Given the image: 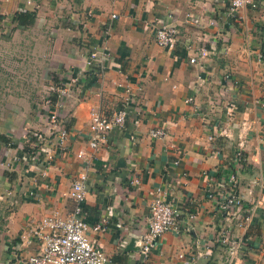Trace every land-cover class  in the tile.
<instances>
[{"label":"crops","instance_id":"0c3cea01","mask_svg":"<svg viewBox=\"0 0 264 264\" xmlns=\"http://www.w3.org/2000/svg\"><path fill=\"white\" fill-rule=\"evenodd\" d=\"M252 1L232 18L229 0H0V264L39 253L31 229L46 216H70L68 193L83 173L87 235L109 264H225L221 226L244 243L233 264H264V0ZM25 12H36L35 24L16 25ZM161 24L178 28L172 50L155 43ZM202 49L207 57L190 64ZM94 50L108 57L88 68ZM72 75L80 84L65 101L63 150L43 97ZM122 108L125 128L91 149L90 112ZM157 128L164 138H150ZM41 131L52 144L22 156ZM159 189L181 213L180 232L159 238L146 261L140 236ZM225 194L242 207L219 211ZM97 224L105 230L93 231Z\"/></svg>","mask_w":264,"mask_h":264},{"label":"built area","instance_id":"2783aa9c","mask_svg":"<svg viewBox=\"0 0 264 264\" xmlns=\"http://www.w3.org/2000/svg\"><path fill=\"white\" fill-rule=\"evenodd\" d=\"M245 7L255 8L256 5L252 0H229L228 14L233 18L237 12ZM112 18H115V16L113 15ZM178 35L179 32L176 25L161 24L155 31V43L161 49L172 50L177 40H179ZM207 55V51L202 49L196 57L190 58L189 63L195 65L198 58L204 59ZM106 57H108V54L105 52L94 50L86 57V66L91 68L94 63L101 64ZM259 58H262V56L260 55ZM62 82L54 91V94L57 95L56 100L52 94H49L44 99L43 110L46 114V121L51 126L52 134H56L58 137L57 146L64 150L69 138V132L64 121L65 101L72 95L80 81L78 77L72 75ZM113 85L121 87L122 84L114 82ZM125 92L131 93V88L127 86ZM190 102L191 99L186 101V103ZM262 108L264 110V103ZM127 116L126 108H122L109 116L102 115L99 112H95V110L91 111L89 114V147L94 151L108 147L109 133L113 129H124ZM149 136L152 139H161L166 136V132L163 128H157L151 130ZM32 137L35 138V146L38 147V152L34 155L37 158L43 145L52 144L51 136L41 131L34 133ZM28 142H30V138H27L21 147L24 148V145ZM78 157L84 158V153L80 152ZM237 157L240 159V152L237 153ZM53 160L54 155L48 152L46 158L48 166ZM177 162L175 160L173 162L174 165ZM86 179L85 173L78 176L68 193V197L74 203V209L69 217H63L55 213L42 218L40 222L33 226L30 231V239L36 240L40 244V251L31 256L25 264H109L111 262V259L103 251L93 245L87 235L89 225L86 223V215H84L83 208L86 195ZM230 182L234 185L236 177L231 176ZM132 183L138 184L139 179L135 177ZM209 197H212V195H209ZM217 207L219 211L233 212L234 210L236 212L242 207V198L234 194H225ZM149 214L147 229L140 236L139 244V254L146 261L150 260L149 258L159 238L167 232H180L179 218H181L179 209L168 202L165 193L161 189L157 190L155 198L149 206ZM195 218V215H189L187 220L192 221ZM92 228L95 232H103L105 230L102 224H97ZM243 244L241 238L232 237L228 227H220L217 245L226 253L227 260L225 264H233L239 259ZM178 257L183 260L181 253Z\"/></svg>","mask_w":264,"mask_h":264},{"label":"trees","instance_id":"16d2710c","mask_svg":"<svg viewBox=\"0 0 264 264\" xmlns=\"http://www.w3.org/2000/svg\"><path fill=\"white\" fill-rule=\"evenodd\" d=\"M37 19V14L36 12H25V13H22V14H18V15H15L14 16V22L16 23V25H20V26H30V25H33L35 24V21ZM53 98L56 100L57 98V95L56 94H53ZM30 142L26 143L24 145V150H23V153H22V156L24 155V153H30L32 156L35 155V153L38 152V147L35 146L36 144V140L34 137L30 136ZM14 140H12L13 142ZM7 142H9L7 140ZM16 144L17 142L19 141H14ZM16 147V145H15Z\"/></svg>","mask_w":264,"mask_h":264},{"label":"water","instance_id":"95a60500","mask_svg":"<svg viewBox=\"0 0 264 264\" xmlns=\"http://www.w3.org/2000/svg\"><path fill=\"white\" fill-rule=\"evenodd\" d=\"M134 243V241L133 240H131V242H130V244H129V246L128 247H131V245Z\"/></svg>","mask_w":264,"mask_h":264},{"label":"rangeland","instance_id":"374dc122","mask_svg":"<svg viewBox=\"0 0 264 264\" xmlns=\"http://www.w3.org/2000/svg\"><path fill=\"white\" fill-rule=\"evenodd\" d=\"M45 99V97H43V100Z\"/></svg>","mask_w":264,"mask_h":264}]
</instances>
